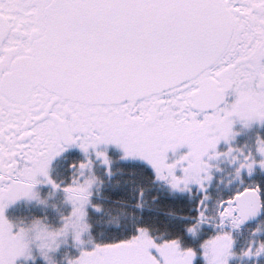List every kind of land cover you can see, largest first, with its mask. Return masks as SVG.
<instances>
[{"label": "snow or ice", "instance_id": "6c2138e0", "mask_svg": "<svg viewBox=\"0 0 264 264\" xmlns=\"http://www.w3.org/2000/svg\"><path fill=\"white\" fill-rule=\"evenodd\" d=\"M0 264H264V0H0Z\"/></svg>", "mask_w": 264, "mask_h": 264}]
</instances>
